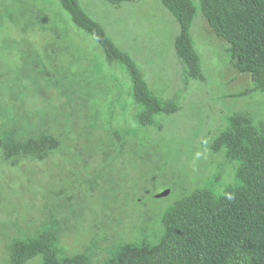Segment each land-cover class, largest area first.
Masks as SVG:
<instances>
[{
    "label": "rangeland",
    "instance_id": "374dc122",
    "mask_svg": "<svg viewBox=\"0 0 264 264\" xmlns=\"http://www.w3.org/2000/svg\"><path fill=\"white\" fill-rule=\"evenodd\" d=\"M79 3L136 62L150 93L178 111L141 126L128 74L106 61L58 0H0V133L60 141L43 161L13 166L0 157V264L14 239L54 222L62 253L87 254L94 264L122 243L154 240L182 198L209 190L217 199L240 187L237 164L212 147L228 118L250 112L264 124V91L237 71L199 10L190 33L205 80L185 81L174 50L179 25L159 0Z\"/></svg>",
    "mask_w": 264,
    "mask_h": 264
},
{
    "label": "trees",
    "instance_id": "16d2710c",
    "mask_svg": "<svg viewBox=\"0 0 264 264\" xmlns=\"http://www.w3.org/2000/svg\"><path fill=\"white\" fill-rule=\"evenodd\" d=\"M74 25L102 49L106 61L120 65L131 79V96L141 126H153L158 116L173 115L177 103L154 97L132 57L116 47L100 23L90 18L79 0H58ZM119 7L139 0H102ZM179 25L174 50L184 67L185 81H204L201 57L190 28L197 11L229 45L234 67L248 74L256 90L264 91V0H159ZM242 94L238 96H242ZM237 164L240 187L220 194L197 190L167 210L161 235L125 242L101 264H264V124L250 112L228 118V127L212 145ZM60 149V141L42 134L18 140L0 133V157L11 165L21 158L43 161ZM62 227L54 222L34 237L14 239L8 264H94L89 255H65L58 244Z\"/></svg>",
    "mask_w": 264,
    "mask_h": 264
},
{
    "label": "water",
    "instance_id": "95a60500",
    "mask_svg": "<svg viewBox=\"0 0 264 264\" xmlns=\"http://www.w3.org/2000/svg\"><path fill=\"white\" fill-rule=\"evenodd\" d=\"M169 192H170L169 190H164L161 193L155 195V198L165 197V196H167L169 194Z\"/></svg>",
    "mask_w": 264,
    "mask_h": 264
}]
</instances>
